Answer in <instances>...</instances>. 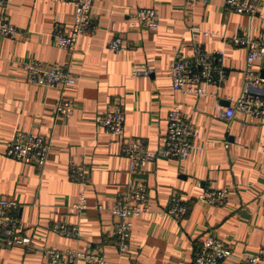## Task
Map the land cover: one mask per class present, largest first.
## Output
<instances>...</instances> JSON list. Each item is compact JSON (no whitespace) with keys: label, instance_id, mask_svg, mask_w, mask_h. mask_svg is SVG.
I'll return each instance as SVG.
<instances>
[{"label":"crops","instance_id":"obj_1","mask_svg":"<svg viewBox=\"0 0 264 264\" xmlns=\"http://www.w3.org/2000/svg\"><path fill=\"white\" fill-rule=\"evenodd\" d=\"M142 7L156 10L157 28L134 17ZM263 9L264 0L255 16L227 9L224 0L193 5L184 0H92L95 30L80 35L69 53L55 44L53 30L56 22L63 31L71 30V5L11 0L0 7V17L5 15L17 29L13 37L0 35V197L17 203L14 214L31 241L30 246H0V264H47L44 248L100 252L108 264H193L206 234L233 250L221 264H248L244 252L264 245V123L241 111L226 120L216 116L214 106L216 99L231 106L239 94L247 50L230 39L236 33L256 37ZM113 36H121L127 48L110 51ZM194 43L226 73L223 83L204 86V96L174 90L168 71L174 57L194 64ZM29 59L68 70L76 81L64 87L31 84L22 64ZM135 66L150 71L134 75ZM255 66L264 70V56ZM64 96L72 107L59 115L56 105ZM119 100L124 128L115 136L98 129L95 118ZM174 104L198 127L199 148L181 161L159 157L146 162L132 174L122 147L136 139L158 150ZM14 134L50 139L42 168L5 156V144ZM73 163L88 173L82 213L72 206L80 190L69 175ZM129 180L144 182L154 211L165 208L174 192L189 206L180 221L157 213L131 218L129 249L120 253L109 208ZM205 188L226 189V203L197 201ZM61 224H76L78 236L60 234Z\"/></svg>","mask_w":264,"mask_h":264},{"label":"built area","instance_id":"obj_2","mask_svg":"<svg viewBox=\"0 0 264 264\" xmlns=\"http://www.w3.org/2000/svg\"><path fill=\"white\" fill-rule=\"evenodd\" d=\"M11 0H0V7L5 8ZM69 4L73 7L74 16L72 28L65 32L59 26L54 25L55 44L67 51H74L78 37L90 34L95 30L96 18L91 13L92 0H55ZM187 4L207 3L209 0H184ZM261 0H224L227 9L240 14L255 16L258 14ZM261 29L256 37L250 35L235 34L230 42L245 46L246 58L243 70L242 87L239 94L231 99L232 105L221 106L219 100L215 101L216 116L226 120L234 118L237 111L248 113L253 119L264 123V76L256 68L257 61L264 56V9L260 12ZM134 17L148 28H157L158 16L152 7L139 8ZM196 30V27L192 28ZM17 32L16 27L5 15L0 17V35L13 37ZM121 36H113L107 48L113 52H121L127 48ZM194 64L184 59L175 57L169 63V76L171 86L182 94L204 96L207 94L204 86L207 84H221L226 73L215 63V58L206 52L197 43L193 45ZM222 54V53H221ZM26 77L31 84L37 86L54 87L67 86L75 83V76L68 70L50 68L37 60H28L23 65ZM149 69L145 66H135L134 75L147 74ZM72 107V101L61 97L56 105L59 115H66ZM125 113L123 104L119 100L112 110L97 114L95 124L98 129L121 136L124 128ZM200 133L198 127L184 116L179 104H174L168 111L166 129L162 146L158 150H149L145 144L136 139L128 140L122 147L123 153L130 161L129 171L134 174L140 167L149 161L160 158H170L177 161L186 159L194 148H199ZM51 146L50 139L35 134H14L5 144V156L29 161L42 168L45 164ZM70 177L79 184L78 197L73 203L77 213H82L87 207L85 186L88 174L80 163H73L69 167ZM199 202L213 206H222L227 201L226 189L205 188L195 196ZM189 200L183 198L179 192H174L163 210L154 211L149 206L147 186L139 180H129L126 189L116 196L110 206L114 222L113 237L118 252L125 253L129 249L132 230L131 218L147 214H166L175 220H181L187 213ZM17 203L13 200L0 197V246L10 247L14 244L30 246V238L25 234L21 222L14 214ZM101 208V206H99ZM59 233L68 237L78 236V226L59 225ZM232 248L221 239L206 234L200 241V246L194 255L193 264H221L232 255ZM43 254L47 264H76L79 261L84 264H108L104 255L100 252L82 251L76 249L56 250L44 248ZM244 260L248 264H264V245L255 252H244Z\"/></svg>","mask_w":264,"mask_h":264},{"label":"rangeland","instance_id":"obj_3","mask_svg":"<svg viewBox=\"0 0 264 264\" xmlns=\"http://www.w3.org/2000/svg\"><path fill=\"white\" fill-rule=\"evenodd\" d=\"M9 4V3H8ZM8 37V36H7ZM67 51V50H66ZM67 52H69V53H71V52H73V51H67ZM31 60V59H30ZM32 60H35V59H32ZM28 61V60H27ZM27 61H25V62H27ZM38 61V60H37ZM25 62H23L22 64L24 65L25 64ZM50 68H57V67H54V66H49ZM24 68V67H23ZM59 69H63V68H59ZM63 70H65V69H63ZM28 80V79H27ZM49 87V86H48ZM65 97V96H64ZM65 98H67V97H65ZM68 99H70V98H68ZM71 100V99H70ZM59 101V100H58ZM115 106V105H114ZM123 110H124V107H123ZM84 170H85V172H87V170L84 168ZM88 174V173H87ZM122 192H120L119 194H121ZM118 194V195H119ZM117 195V196H118ZM97 209H100V207L99 206H97ZM159 210H163V208H161V209H159ZM185 217V216H184ZM133 218V217H132ZM131 220V219H130ZM178 221H180V220H178ZM132 222V221H131ZM132 231V230H131Z\"/></svg>","mask_w":264,"mask_h":264},{"label":"water","instance_id":"obj_4","mask_svg":"<svg viewBox=\"0 0 264 264\" xmlns=\"http://www.w3.org/2000/svg\"><path fill=\"white\" fill-rule=\"evenodd\" d=\"M260 74H261L262 76H264V70H261V71H260Z\"/></svg>","mask_w":264,"mask_h":264}]
</instances>
